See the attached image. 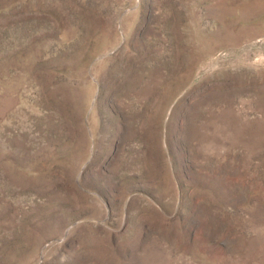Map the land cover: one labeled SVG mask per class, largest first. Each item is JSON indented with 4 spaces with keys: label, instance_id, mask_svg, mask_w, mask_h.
I'll return each instance as SVG.
<instances>
[{
    "label": "rangeland",
    "instance_id": "rangeland-1",
    "mask_svg": "<svg viewBox=\"0 0 264 264\" xmlns=\"http://www.w3.org/2000/svg\"><path fill=\"white\" fill-rule=\"evenodd\" d=\"M0 264H264V0H0Z\"/></svg>",
    "mask_w": 264,
    "mask_h": 264
}]
</instances>
